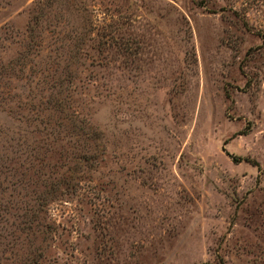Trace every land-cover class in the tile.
Masks as SVG:
<instances>
[{
    "label": "rangeland",
    "instance_id": "obj_1",
    "mask_svg": "<svg viewBox=\"0 0 264 264\" xmlns=\"http://www.w3.org/2000/svg\"><path fill=\"white\" fill-rule=\"evenodd\" d=\"M0 0V264H264V0Z\"/></svg>",
    "mask_w": 264,
    "mask_h": 264
},
{
    "label": "trees",
    "instance_id": "obj_2",
    "mask_svg": "<svg viewBox=\"0 0 264 264\" xmlns=\"http://www.w3.org/2000/svg\"><path fill=\"white\" fill-rule=\"evenodd\" d=\"M55 0H45L43 1V6H39V9L40 10H43L44 8L43 7H48L50 6Z\"/></svg>",
    "mask_w": 264,
    "mask_h": 264
}]
</instances>
